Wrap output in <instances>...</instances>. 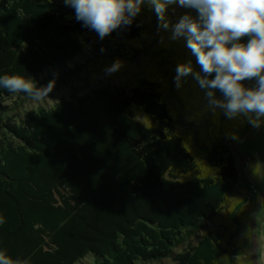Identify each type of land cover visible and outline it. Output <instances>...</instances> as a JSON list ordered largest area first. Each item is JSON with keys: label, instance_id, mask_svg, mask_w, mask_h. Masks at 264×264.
<instances>
[{"label": "trees", "instance_id": "trees-1", "mask_svg": "<svg viewBox=\"0 0 264 264\" xmlns=\"http://www.w3.org/2000/svg\"><path fill=\"white\" fill-rule=\"evenodd\" d=\"M160 31L144 9L129 29L100 41L62 0H0V74L48 88L143 51L171 69L167 88L144 77L77 90L21 117L30 97L0 90V247L14 257L27 264H258L255 224L238 193L249 181L233 154L254 128L213 111L186 78L176 86L175 69L186 62L182 40ZM147 33L158 41L150 49ZM247 176L256 180V169Z\"/></svg>", "mask_w": 264, "mask_h": 264}, {"label": "clouds", "instance_id": "clouds-1", "mask_svg": "<svg viewBox=\"0 0 264 264\" xmlns=\"http://www.w3.org/2000/svg\"><path fill=\"white\" fill-rule=\"evenodd\" d=\"M73 10L82 28L104 40L113 32L129 29L142 10L154 12L159 26L171 29V38H183L195 57L175 69L174 83L182 86L191 75L204 91L208 106L222 110L229 119L244 117L253 128L264 127V0H62ZM169 7L185 11L174 24L167 19ZM103 51V49H101ZM117 59L105 68L119 71ZM32 77L0 74V90L24 94L33 100L48 95ZM232 139H238L237 134ZM6 218L0 214V226ZM0 264H27L0 247Z\"/></svg>", "mask_w": 264, "mask_h": 264}, {"label": "rangeland", "instance_id": "rangeland-1", "mask_svg": "<svg viewBox=\"0 0 264 264\" xmlns=\"http://www.w3.org/2000/svg\"><path fill=\"white\" fill-rule=\"evenodd\" d=\"M185 10L182 8L169 7V12L172 16L170 24H174L179 16L183 14ZM153 29L151 23H149L148 30ZM160 31L159 36L161 38L171 37V29H164ZM159 32V31H158ZM150 46L157 45L158 41L155 42L151 34H146ZM181 44V55L185 58L186 62L189 60L192 62L194 69L199 70V65L195 62V57L191 55L190 51L186 48V42L183 38H178ZM173 40V39H172ZM175 40V45L179 44ZM170 46H173L172 42H169ZM162 57L151 53L149 51H143L131 62L122 63V67L119 71L112 75L105 73V68L113 62L100 63L97 68L89 70L86 74L81 77H76L62 82L58 85L48 87L46 90H50L48 95L42 96L38 100L32 98H25L22 101V105L17 110L18 117L23 116L25 111L37 110L40 107H48L53 104L54 101L59 99H70L72 94H76L77 90H90L96 87H123L127 84L134 83L140 78H153L160 81L165 88L169 87L170 84V66L165 63ZM188 86L193 88L199 95H203L204 91L200 89L197 82L189 75L186 77ZM172 104V103H171ZM171 107H174L171 105ZM182 132H188L186 129H180ZM184 132V133H185ZM194 150L195 148L190 145ZM233 154L237 167L240 171V175L244 180L249 181L248 184H240L241 191L239 196L246 199L245 206L246 210L250 213L253 218L255 233L258 236V264H264V127L259 129L254 128L249 132L242 141L234 148ZM256 169V180H252L247 176L248 169ZM87 262H91L88 260ZM167 262V261H165Z\"/></svg>", "mask_w": 264, "mask_h": 264}]
</instances>
